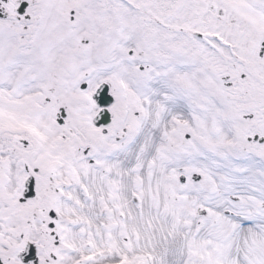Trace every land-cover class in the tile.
<instances>
[{
	"label": "snow or ice",
	"instance_id": "6c2138e0",
	"mask_svg": "<svg viewBox=\"0 0 264 264\" xmlns=\"http://www.w3.org/2000/svg\"><path fill=\"white\" fill-rule=\"evenodd\" d=\"M0 264H264V0H0Z\"/></svg>",
	"mask_w": 264,
	"mask_h": 264
}]
</instances>
